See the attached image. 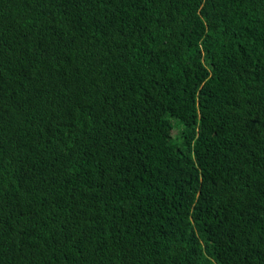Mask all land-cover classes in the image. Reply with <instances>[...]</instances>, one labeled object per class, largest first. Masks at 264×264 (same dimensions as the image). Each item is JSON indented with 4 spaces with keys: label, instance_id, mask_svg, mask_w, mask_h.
<instances>
[{
    "label": "trees",
    "instance_id": "16d2710c",
    "mask_svg": "<svg viewBox=\"0 0 264 264\" xmlns=\"http://www.w3.org/2000/svg\"><path fill=\"white\" fill-rule=\"evenodd\" d=\"M0 264H264V0H0Z\"/></svg>",
    "mask_w": 264,
    "mask_h": 264
}]
</instances>
